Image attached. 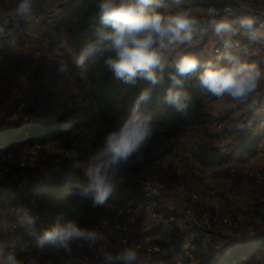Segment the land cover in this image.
Returning a JSON list of instances; mask_svg holds the SVG:
<instances>
[{
	"label": "rangeland",
	"instance_id": "374dc122",
	"mask_svg": "<svg viewBox=\"0 0 264 264\" xmlns=\"http://www.w3.org/2000/svg\"><path fill=\"white\" fill-rule=\"evenodd\" d=\"M78 1L36 0L31 12L21 18L22 26L28 28L32 33L27 38L29 44L24 45L21 41H19L18 45L11 44L10 37L13 38L18 33V31L12 30L10 35L7 33L8 43L3 47L4 58L0 61V149L11 143L8 140L4 144V138H1V133L7 129L8 123L12 121L25 120L26 117H31L33 118V123H35L55 119L66 112H72L76 117L75 121L69 126L71 129L70 134L64 139L48 142L41 151V159H39L38 166L34 170L26 172L27 178L33 183L44 180V170L49 165L48 161L61 154L80 156V159L75 162V168L81 169L82 180L84 178L83 170L89 158L102 147L106 135L120 123L108 124L104 122L100 115L99 107L91 97L89 79L85 68L77 65L78 53H72L69 47V33L65 23ZM168 2H171V0H168ZM18 4L19 0H6L5 4L0 3L1 25L6 26L3 22L4 18L8 12H15ZM200 6L194 3L190 7H185L180 3L178 7H173L169 10L158 9L159 11L170 13L187 10L198 21L197 31L191 44L180 45L178 48L166 52L167 59L175 60L177 53L191 56L196 53L204 61L209 58L215 43L223 37L222 33L206 37L207 32L201 19L204 16L203 9ZM35 18L39 19L38 22L34 20ZM39 35L46 36L49 39L50 43L47 47L43 46V49L45 51L51 50L56 58L53 62L48 63L44 53L38 52ZM224 63L225 61L222 64ZM61 65L66 67L67 70L65 72L60 71ZM206 92L207 95L203 106L206 122L203 125L184 127L175 137L169 140L148 139L144 145L151 146L149 153L142 155L140 149L117 171L125 173L127 175L125 176L126 180L127 177H133L135 174L133 173L135 171V160H138L139 163H145L141 172L138 173L157 171L162 179L169 184L170 195L172 197L175 194V198L180 191L176 189L174 184L188 191L201 186L220 188L223 189V193L233 190L236 195L232 201L228 202V205H225L224 213L241 220L243 224H254L258 229L264 230V223L261 220V213L264 212V185L232 177L224 170L216 171L209 177H203V165L195 158V153L202 147L217 148L223 153H227L236 141L235 132L239 125L250 117L264 115V79L260 80L257 88L245 99H234L227 95L217 97L208 90ZM21 102L25 103V111L17 118L11 119L10 116L14 109ZM76 122L80 123L78 128H76ZM217 122L222 123L221 129L216 127ZM259 128L263 130L261 127ZM85 129L87 133H84ZM88 140L90 143L87 142ZM80 142L83 145L81 147L83 152L78 154L76 147ZM67 143L73 146L71 151L66 148ZM174 145L179 146L178 153L171 152ZM251 157H254V164L248 166L264 168L263 143L256 154L251 156L242 155L230 161L244 166L245 160ZM156 161L159 162L157 163ZM178 167H185L191 175L177 176ZM14 173L16 175L18 172L14 171ZM13 179L14 176L3 179V170L0 167L1 196L4 197V194L1 193L6 187L14 185ZM135 198L137 197L129 196L123 185L121 190L115 191L111 195L110 201L122 202ZM167 206L172 209L169 208V213L176 212L174 201L167 203ZM105 211L102 209L103 213ZM196 211L199 214L212 213L210 207H202L201 205L197 206ZM99 216L100 214L94 215L80 210L72 221L83 229L94 230L95 221ZM140 219H143L145 225L150 230H153L155 234L157 233L159 236L164 234L163 231H160L161 229H156L152 220L142 216H140ZM180 221V218H178V222ZM172 226L174 229L180 228L177 222L172 224ZM44 230H40L39 234ZM218 230L225 235L233 234L226 227H221ZM97 234H100V232ZM224 238L225 240L228 239V237ZM246 240L254 241L257 244H252V249L255 251V264H264V261H261L257 255L259 248L264 246V235L251 236ZM246 240L238 241V243L244 244ZM10 241L17 242L20 253L25 249L31 250L33 257L29 261L34 260L35 264H64L68 256L74 252L72 241L69 243L70 248L67 251H64L62 247L48 244L40 248L36 242H31L29 237H19L16 232L10 231L8 224L0 223V264L6 258L5 247ZM215 258L216 264L222 262L220 256ZM29 261L26 264H29ZM198 264L212 263H202L199 260Z\"/></svg>",
	"mask_w": 264,
	"mask_h": 264
},
{
	"label": "built area",
	"instance_id": "2783aa9c",
	"mask_svg": "<svg viewBox=\"0 0 264 264\" xmlns=\"http://www.w3.org/2000/svg\"><path fill=\"white\" fill-rule=\"evenodd\" d=\"M194 3L203 4L200 8L203 9L204 16L201 19L207 32L206 37L216 34L214 29L208 28L206 24L209 19V9L216 11L217 19L226 18L237 29H239L238 21L244 17H251L255 21V38L240 29L237 35L230 37L232 46L226 47L225 41L229 39V34L222 33L223 37L215 43L209 54L210 59L218 57L222 59L219 64H222L225 61L224 56L229 52L237 55L242 63L252 64L254 59H264V0H181V4L185 7H190ZM34 20L38 22L39 19L35 18ZM3 22L7 26L9 35L12 30L18 31L16 36L10 37L11 44L18 45L19 41L24 45L29 44L27 38L32 33L28 28L22 26L20 17H14V12H8ZM49 43L46 36L39 35L38 52L44 53L48 63L56 60L51 50L48 52L43 49V46L47 47ZM25 109L24 102L18 103L10 116L11 119L20 116ZM25 121L33 123V118L26 117ZM222 126V123H216L218 129H221ZM259 127L264 128V119L260 121ZM84 133H87L86 129ZM87 142L90 143L89 140ZM45 145H26L1 154L0 167L3 170V179L14 176L15 186L19 190L32 189L34 183L27 178L26 172L34 170L38 166L41 151ZM171 152L178 153L179 146L174 145ZM253 162L254 157H251L245 160L244 166L231 161L213 166H203L202 176L209 177L216 171L224 170L232 177L264 185V168L248 166L253 165ZM48 164L44 170V180L53 178L60 171L61 159L54 157L48 161ZM14 171L18 173L14 175ZM186 172L185 167H178L176 174L179 177L191 175L190 172ZM125 176H127L125 173L116 171L117 188L115 191L123 188ZM133 179L143 198L112 202L110 195L102 205L103 211H106L102 212L95 221L94 230H90L96 233L100 232L98 238L94 241L73 240L74 252L68 256L64 264H108L104 259L105 252L116 255L126 248H133L137 252L138 259L135 264H198L199 259L196 254L199 250L210 257L222 255L224 237L238 242L251 236L264 235V230L258 229L254 224H243L241 220L224 213L225 205H228V202L232 201L236 195L233 190L223 193V189L220 188L201 186L188 191L174 184L180 191L175 198V194L172 197L170 195L169 184L155 170L149 173H135ZM191 179L194 180L193 177ZM15 186L6 187L1 193L4 194V197L0 195V223L8 224L10 231L16 232L19 237L27 236L31 242H36V236L29 235L27 226L20 223V216L27 212L33 217L37 235L40 230L50 228L51 224L40 212V206L34 197L28 199L25 204L16 202L19 193ZM170 201H174L176 204L174 207L176 212L169 213L170 207L167 206V203ZM199 205L210 207L212 213H197L196 208ZM140 216L152 220L156 229H161L160 231H163L164 234L162 236L155 234L145 225V221L140 219ZM178 218H180V222H178ZM261 220L264 223V212L261 213ZM175 222L181 229L188 225L196 226L203 234L201 233L196 239H186L175 247L170 244V234L174 230L172 224ZM221 227H226L233 234L225 235L223 232H219L218 229ZM164 241L168 243V246L164 245ZM16 243V241H10L6 244L5 255L13 253L18 260L26 264L33 257V252L25 249L20 253ZM69 248L70 244L63 249L67 251ZM257 255L261 261H264V246L259 248ZM117 264H121V262H117ZM234 264L254 263L250 258L243 257Z\"/></svg>",
	"mask_w": 264,
	"mask_h": 264
},
{
	"label": "clouds",
	"instance_id": "9594fccd",
	"mask_svg": "<svg viewBox=\"0 0 264 264\" xmlns=\"http://www.w3.org/2000/svg\"><path fill=\"white\" fill-rule=\"evenodd\" d=\"M36 0H19L14 17H24L31 12ZM181 0H101L99 4V20L103 27L97 31L95 42L89 43L80 53L76 63L83 67L85 61L100 52H111L105 61L114 76L126 84H135L138 78L149 81L153 86L163 81L162 75L167 64L166 52L180 45L191 44L196 34L198 21L187 10L174 13L162 12L178 7ZM214 9L208 10L207 27L214 29L216 34L228 33L226 47L232 46L231 36L237 35L240 29L255 38V21L244 17L238 21L239 29L226 18L217 19ZM225 63L208 62L203 65L199 75V83L213 95L230 96L234 99H245L264 79V70L255 63H242L237 55L226 53ZM200 66L197 57L177 53L176 59L169 67H174L175 73L170 75L173 87L169 88L166 102L179 112L187 108L190 99L188 93L176 86L182 84L180 77L194 72ZM67 69L61 65L60 71ZM149 97L147 90L141 92L134 107L119 125L110 131L95 154H93L83 170V179L74 185L76 194L93 199V206L103 205L117 188L115 173L126 164L130 157L139 152L152 135L153 124L150 114L139 110L141 102ZM20 223L27 226L29 235L36 236L37 246L43 248L46 244L67 248L73 240H96L95 231L83 229L73 221L57 222L40 234H36L35 220L27 212L20 216ZM108 264H135L138 259L133 248H126L116 255L104 253ZM2 264H24L15 254L9 253ZM35 264V261H29Z\"/></svg>",
	"mask_w": 264,
	"mask_h": 264
},
{
	"label": "trees",
	"instance_id": "16d2710c",
	"mask_svg": "<svg viewBox=\"0 0 264 264\" xmlns=\"http://www.w3.org/2000/svg\"><path fill=\"white\" fill-rule=\"evenodd\" d=\"M5 2L6 0H0L1 4H5ZM100 2L101 0H79L66 19L69 47L71 52L78 53V56L89 43L95 42L97 31L103 27L99 20ZM7 43V27L0 24V61L4 58L3 47ZM109 56H114V53L107 51L96 53L90 56L84 64L89 79L91 97L99 107L100 115L105 123H118L126 118L141 92L145 90L149 92V97L146 101L140 103L139 110L142 113L150 114L152 117L153 131L149 139L169 140L175 137L184 127L203 125L206 122L203 106L207 89L200 86L199 75L203 71L204 64L208 62L220 63L222 59L215 57L213 59L206 58L203 61L198 54L193 55L200 61V66L194 72L180 77L182 84L176 86L179 90L188 93L190 97L187 101V108L182 113L177 111L174 106L169 105L165 99L168 89L173 87L170 75L175 73V69L169 67V65H172L174 60L167 59L163 72L157 70V75H162L163 81L153 86L143 78H138L135 84H126L117 79L105 63ZM75 119L76 117L72 112H66L55 119L35 123L22 119L12 121L8 123V130L5 129L1 133L4 144L8 140L11 143L0 149V155L11 149H19L22 146L47 144L50 141L64 139L70 134L71 129L69 126ZM262 119H264V115L250 117L241 123L235 132L236 141L227 153H223L217 148L202 147L195 153V158L203 166H212L242 155L251 156L256 154L258 145L264 137V128H262L263 130L258 129ZM76 123V128H78L80 123ZM82 146V142L77 145L78 154L83 152ZM66 148L71 151L73 146L67 143ZM150 149L151 146L143 145L141 148L142 155H147ZM56 157L61 159V169L53 178L42 182L35 181L32 189L25 190H19L14 183L13 186L16 187L15 189L19 193L16 202L25 204L28 199L34 197L40 206V212L51 226L57 222L63 224L72 221L80 210L94 215L101 214L102 205L93 206L92 198L76 194L74 185L81 180V169L75 168V162L80 159V156L61 154ZM134 163L135 171L133 173L141 172L145 163H139L138 160H135ZM124 190L128 192L130 197L136 196L135 199L137 200L143 198L139 187L134 183L131 176L126 178ZM201 233L203 234L198 227L193 225H188L184 229L175 228L170 234V244L176 247L186 239H196ZM164 245L168 246V243L164 241ZM223 245L224 250L220 256L222 262L219 264H234L243 257H248L254 264L256 263L255 251L249 246L229 239L223 240ZM196 257L202 263H217L215 257H210L200 250L197 252Z\"/></svg>",
	"mask_w": 264,
	"mask_h": 264
},
{
	"label": "crops",
	"instance_id": "0c3cea01",
	"mask_svg": "<svg viewBox=\"0 0 264 264\" xmlns=\"http://www.w3.org/2000/svg\"><path fill=\"white\" fill-rule=\"evenodd\" d=\"M250 62V61H249ZM252 63H255L260 69H262V70H264V59L262 60L261 58H258V59H254L253 61H252ZM258 129H260L259 128V126H258ZM261 143H259V145H258V148H260L261 147V145H262V143L264 144V137L262 138V140L260 141ZM260 146V147H259ZM258 151V150H257ZM80 211H78V213H79ZM77 213V214H78ZM102 237V236H101ZM257 245V244H255V242L254 241H252V242H250V241H244V245H246V246H249L250 248H252V246L253 245Z\"/></svg>",
	"mask_w": 264,
	"mask_h": 264
}]
</instances>
